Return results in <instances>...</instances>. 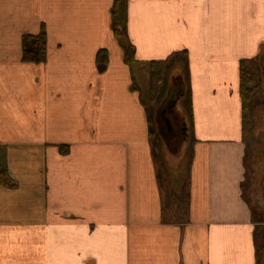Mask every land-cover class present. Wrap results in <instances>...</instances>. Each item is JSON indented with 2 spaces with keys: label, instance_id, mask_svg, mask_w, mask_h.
<instances>
[{
  "label": "crops",
  "instance_id": "0c3cea01",
  "mask_svg": "<svg viewBox=\"0 0 264 264\" xmlns=\"http://www.w3.org/2000/svg\"><path fill=\"white\" fill-rule=\"evenodd\" d=\"M113 1L0 0V166L17 183L0 186V264H257L239 67L264 69V0H126L131 68ZM42 29L45 63H22L21 37ZM169 58L185 62L187 217L163 204L130 90L136 68Z\"/></svg>",
  "mask_w": 264,
  "mask_h": 264
},
{
  "label": "trees",
  "instance_id": "16d2710c",
  "mask_svg": "<svg viewBox=\"0 0 264 264\" xmlns=\"http://www.w3.org/2000/svg\"><path fill=\"white\" fill-rule=\"evenodd\" d=\"M126 0H114L112 7L110 9V16H111V23L110 29L112 31V35L117 43L120 45L122 49V58L124 64L128 67H132L134 64L137 63L135 59V51L134 47L130 44L127 33L126 27L124 23V7H125ZM185 52H183L184 54ZM185 56V54H184ZM47 58V42H46V32L42 29L38 34H24L21 37V61L22 63H29V64H43L45 63ZM172 62L169 58L168 60L162 61H151L147 63L148 70H149V106L145 105L143 100L141 99V95L139 92V88L137 87L134 78L132 77V84L130 86V90L137 91L139 93V100L142 104L146 118L148 123V136L151 143L152 148V155L157 158V151L161 153L160 163L157 170V179L158 183H161V179L164 174H166L170 180V183L174 185V190L184 189L181 195L177 196L178 206L176 205V209L179 211L182 217H187L188 215V204H189V195L187 190V183H185V176H186V164L184 157L182 160L175 165L171 163V158L168 156L165 157L164 145L162 139L160 138L159 134L149 126L151 123V117L154 116L155 110L157 109L160 101L164 97V91L162 90V85L165 82L166 71L168 70L169 63ZM248 61H241L239 67V81H240V97L242 100V128L244 133L247 130L248 122H247V104L249 103L252 92H253V85L256 81L255 73L250 70ZM95 65L98 73H103L108 65V52L106 49H100L97 51L95 55ZM179 70L185 67L184 63H178ZM180 66V67H179ZM177 76H181V73H178ZM153 112V113H152ZM152 115V116H151ZM180 120L187 122V115L186 113L180 112L177 113ZM167 133H171L167 132ZM156 135L160 140V148H156L155 143L152 142V137ZM58 150L60 154L66 155L69 152V147L67 145H60L58 146ZM158 159V158H157ZM160 167L163 168L164 173L161 171ZM177 185V186H175ZM0 186L6 187L8 189H15L17 187V183L10 178L7 170L5 167L0 166ZM161 186V185H160ZM162 187V186H161ZM164 193H167L164 188L162 187ZM163 193V196H164ZM168 194V193H167ZM169 196L168 202L165 205L166 207H171L169 204ZM262 232V239L258 238V236ZM254 240L256 246V256H257V264H262L261 255L264 254V229L263 231H256L254 232Z\"/></svg>",
  "mask_w": 264,
  "mask_h": 264
},
{
  "label": "rangeland",
  "instance_id": "374dc122",
  "mask_svg": "<svg viewBox=\"0 0 264 264\" xmlns=\"http://www.w3.org/2000/svg\"><path fill=\"white\" fill-rule=\"evenodd\" d=\"M180 60L184 62L183 58ZM173 62L175 61L170 62L168 65L169 67H168V70L166 71L165 82L162 85L164 96H166L167 93L170 92L171 90L170 87L172 86L171 84L174 83L173 78L176 77L178 73H181V70H179L178 65L175 66ZM171 66H173L174 68ZM134 72H135V79H136L135 83L140 90L141 99L143 100V102L148 108L150 107L149 106V92H148L149 70L147 67L146 68L143 67L142 69L136 68ZM255 76H256V81L254 85L252 86L254 89L252 92L251 99L249 103L247 104L248 127L246 130V138L250 142L249 144V150H250L249 151L250 153L249 170L254 173V175H252L251 177H252V180L254 181L253 185L255 189L249 198L251 201L257 200L259 203V208L261 210H264V69L261 71L259 70L257 72V75L255 74ZM172 93L175 94L176 90H173ZM183 99L179 102V98H178L177 103H176L177 105L176 111H181L185 113L184 111H186L187 102H186V99L184 100ZM215 114L217 115V113ZM163 119L169 120V122L172 124V115L168 113L167 110H164ZM149 126L151 127V129H153L154 132L156 131L158 133L157 131L158 125L155 122L154 116L151 117V123ZM161 126H162V123H160V127ZM175 131H177V129L173 130L172 134L175 133ZM188 134H190V129H188ZM192 137H193V134L191 135V140H192ZM174 139L175 138H173V140ZM152 142L153 144L155 143L156 148L158 149L160 148V140L156 135L152 137ZM187 143H188V139H187ZM187 143L184 146L181 145L179 150H177L176 148L175 152H168L167 149L164 147L165 157L166 156H168L169 158L173 157L171 159L172 160L171 163L173 165L174 164L176 165L179 162V160H182V158L184 157L185 164H186ZM156 153H157V158L159 157L161 158V153H159L158 151ZM188 154H189V150H188ZM160 169L164 173L163 168L160 167ZM160 185L168 193V194L164 193L163 191L164 193L163 204L164 205L167 204L168 196H169L170 201L168 205H171L172 208L176 209V205L178 206V201H179V200L177 201L176 197L181 195L183 192H185V190L184 189H181V191L174 190V185L170 183V180L166 174L163 175ZM263 229H264V224H262L261 226H258V231H263ZM262 237L263 236L261 232V234L258 236L260 241ZM261 258L264 260V254L261 255Z\"/></svg>",
  "mask_w": 264,
  "mask_h": 264
},
{
  "label": "water",
  "instance_id": "95a60500",
  "mask_svg": "<svg viewBox=\"0 0 264 264\" xmlns=\"http://www.w3.org/2000/svg\"><path fill=\"white\" fill-rule=\"evenodd\" d=\"M174 83H172L170 87V92L167 93L166 96L160 101L155 114L154 119L156 124L158 125L157 131L162 139L164 147L168 152H175V149L179 150L180 146H184L187 143V139L189 137L188 134V124L186 121L179 119L177 113L181 111H176V103L179 98V102L184 98V86L183 80L181 76H176L173 78ZM173 90H176V93H172ZM175 97V99H174ZM164 110H167L168 113L172 115V124L169 120L163 119ZM160 123L162 126L160 127ZM165 124V125H164ZM177 129L175 133H167ZM173 138H175L173 140Z\"/></svg>",
  "mask_w": 264,
  "mask_h": 264
}]
</instances>
